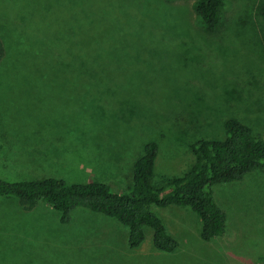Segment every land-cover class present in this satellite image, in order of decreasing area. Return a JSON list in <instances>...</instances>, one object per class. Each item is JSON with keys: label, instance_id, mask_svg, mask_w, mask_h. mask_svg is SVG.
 Wrapping results in <instances>:
<instances>
[{"label": "rangeland", "instance_id": "1", "mask_svg": "<svg viewBox=\"0 0 264 264\" xmlns=\"http://www.w3.org/2000/svg\"><path fill=\"white\" fill-rule=\"evenodd\" d=\"M196 1L0 0V179L93 181L124 193L142 146L154 142L151 185L161 188L191 168L195 140L223 138L224 119L264 134V19L257 14L264 0H227L224 26L213 35L197 28ZM177 19L185 26L173 27ZM82 46L120 53L121 111H79L77 99L76 109L65 111L60 100L55 110L53 85L43 111L40 82L22 85L30 69L21 71L13 52ZM65 72L78 90V68ZM63 77L61 70L60 89ZM211 198L226 222L224 235L209 242L188 208H151L177 243L172 253L152 248L149 228L130 250L126 227L114 219L74 209L61 224L50 207L23 211L0 199V264H264V170L212 186Z\"/></svg>", "mask_w": 264, "mask_h": 264}, {"label": "trees", "instance_id": "2", "mask_svg": "<svg viewBox=\"0 0 264 264\" xmlns=\"http://www.w3.org/2000/svg\"><path fill=\"white\" fill-rule=\"evenodd\" d=\"M226 5L227 0H197L194 13L201 23L197 28L209 35L220 31L224 26L223 10ZM257 14L264 19V4L257 8ZM180 22L177 19L172 26L179 27L183 24ZM262 47L264 49V39ZM13 54L20 56L21 71L30 69L29 73L22 71V85L34 79L40 82L43 98H40L37 107L43 111H48L50 106L48 93L51 85L54 93L51 105L55 110L60 100L65 111L76 109L77 102L74 101L77 99L79 111H121L122 105L115 95L122 78L118 72L122 62L115 61L120 53L82 46L60 51L47 48ZM10 55L12 52L8 53L9 58ZM3 57L0 45V62ZM65 66L70 70L78 68V90L72 87L78 81L74 77H67ZM61 70L64 73L63 80H69L60 89ZM221 128L222 139L195 140L189 147L193 156L191 168L181 176L164 180L161 188L151 185L157 146L154 142H147L132 165L131 185L127 192L113 193L108 185L93 181L65 184L55 178L18 182L0 179V199L12 200L23 211L36 205L50 207L60 214L61 224L69 222L74 209L114 219L126 227V244L130 250L140 246L144 239L143 229L149 228L152 248L162 253L174 252L177 243L167 234L151 208H188L200 221V240L209 242L224 235L226 222L224 213L211 198L212 186L237 183L256 170H264V134L255 135L247 124L231 118L224 119ZM2 149L0 146V153Z\"/></svg>", "mask_w": 264, "mask_h": 264}]
</instances>
